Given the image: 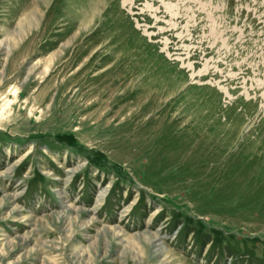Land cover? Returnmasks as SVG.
Returning <instances> with one entry per match:
<instances>
[{
  "label": "rangeland",
  "instance_id": "obj_1",
  "mask_svg": "<svg viewBox=\"0 0 264 264\" xmlns=\"http://www.w3.org/2000/svg\"><path fill=\"white\" fill-rule=\"evenodd\" d=\"M0 264H264V0H0Z\"/></svg>",
  "mask_w": 264,
  "mask_h": 264
},
{
  "label": "bare ground",
  "instance_id": "obj_2",
  "mask_svg": "<svg viewBox=\"0 0 264 264\" xmlns=\"http://www.w3.org/2000/svg\"><path fill=\"white\" fill-rule=\"evenodd\" d=\"M40 1H41V0H40ZM32 12H33L32 17H30L28 20H26L28 24H31V22H32V23H36V22H35V19H36L35 16L38 15V14H36V12H34V11H32ZM37 17H38V16H37Z\"/></svg>",
  "mask_w": 264,
  "mask_h": 264
}]
</instances>
